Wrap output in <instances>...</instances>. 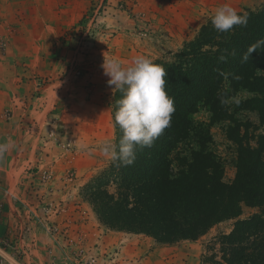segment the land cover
Instances as JSON below:
<instances>
[{
	"label": "rangeland",
	"instance_id": "rangeland-1",
	"mask_svg": "<svg viewBox=\"0 0 264 264\" xmlns=\"http://www.w3.org/2000/svg\"><path fill=\"white\" fill-rule=\"evenodd\" d=\"M264 0H0V264H206V245L257 212L197 240L158 242L112 230L82 196L109 164L116 87L145 63L176 51L214 14ZM235 118L259 125L255 111ZM210 122L202 107L195 114ZM232 122L211 125L213 149L236 175ZM252 130V129H251Z\"/></svg>",
	"mask_w": 264,
	"mask_h": 264
},
{
	"label": "trees",
	"instance_id": "trees-1",
	"mask_svg": "<svg viewBox=\"0 0 264 264\" xmlns=\"http://www.w3.org/2000/svg\"><path fill=\"white\" fill-rule=\"evenodd\" d=\"M241 91L253 95L235 111L257 112L259 125L233 115L229 101ZM111 107L113 157L81 190L99 221L175 243L257 208L212 238L203 263L264 264V4L212 15L178 50L129 74ZM202 107L210 122L195 118ZM228 120L237 152L229 181L211 133Z\"/></svg>",
	"mask_w": 264,
	"mask_h": 264
}]
</instances>
